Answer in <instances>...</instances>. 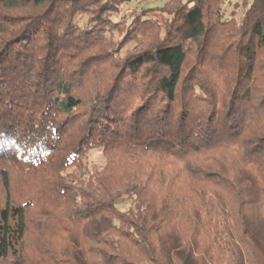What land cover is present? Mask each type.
Segmentation results:
<instances>
[{
    "label": "trees",
    "instance_id": "1",
    "mask_svg": "<svg viewBox=\"0 0 264 264\" xmlns=\"http://www.w3.org/2000/svg\"><path fill=\"white\" fill-rule=\"evenodd\" d=\"M224 5L0 0V264H264V0Z\"/></svg>",
    "mask_w": 264,
    "mask_h": 264
},
{
    "label": "rangeland",
    "instance_id": "2",
    "mask_svg": "<svg viewBox=\"0 0 264 264\" xmlns=\"http://www.w3.org/2000/svg\"><path fill=\"white\" fill-rule=\"evenodd\" d=\"M165 0H148V3L149 4H153V3H163ZM235 1H240V0H225V5H224V7L227 9V14H230L231 13V11L233 10V6H234V3H235ZM147 3V2H146ZM240 11H238V13H239ZM93 158L95 159V160H100L101 159V156H100V154H98V153H93Z\"/></svg>",
    "mask_w": 264,
    "mask_h": 264
}]
</instances>
